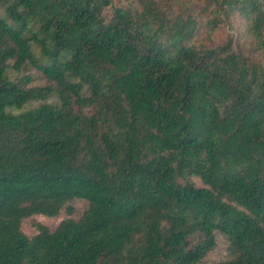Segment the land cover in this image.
<instances>
[{"label":"trees","instance_id":"obj_1","mask_svg":"<svg viewBox=\"0 0 264 264\" xmlns=\"http://www.w3.org/2000/svg\"><path fill=\"white\" fill-rule=\"evenodd\" d=\"M0 264H264V0H0Z\"/></svg>","mask_w":264,"mask_h":264},{"label":"rangeland","instance_id":"obj_2","mask_svg":"<svg viewBox=\"0 0 264 264\" xmlns=\"http://www.w3.org/2000/svg\"><path fill=\"white\" fill-rule=\"evenodd\" d=\"M236 35L234 36L236 37ZM9 75L13 81H17L27 75L30 76V78L32 79V82L29 84V86L45 85L47 82L45 78L43 80L38 78V74L36 70L34 69H30L27 72H21V73L10 70ZM48 102L55 103L57 102V98L52 97L48 99ZM38 105H39V102H31L30 104L26 105V109L34 108V107H37ZM15 113H18V111ZM196 182L200 184L198 180H196ZM84 207H85L84 202H78L76 204V209L79 212H81ZM75 217L78 218L79 213L76 214ZM65 218H66V214H64V212L61 213V215H59L58 217H54V218H48V217L40 216V215L34 216L24 221L22 230L29 237H32L33 235L37 233L36 224L45 225L49 227L51 231H54ZM215 238H216V247L208 254L206 258L207 262H210V263H218L222 260H225L228 256L227 249L229 246V242L227 241V239L218 232L216 233Z\"/></svg>","mask_w":264,"mask_h":264}]
</instances>
